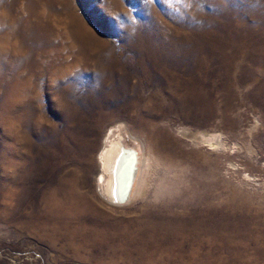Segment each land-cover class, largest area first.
Instances as JSON below:
<instances>
[{"label": "rangeland", "instance_id": "obj_1", "mask_svg": "<svg viewBox=\"0 0 264 264\" xmlns=\"http://www.w3.org/2000/svg\"><path fill=\"white\" fill-rule=\"evenodd\" d=\"M0 264H264V0H0Z\"/></svg>", "mask_w": 264, "mask_h": 264}, {"label": "bare ground", "instance_id": "obj_2", "mask_svg": "<svg viewBox=\"0 0 264 264\" xmlns=\"http://www.w3.org/2000/svg\"><path fill=\"white\" fill-rule=\"evenodd\" d=\"M111 137L103 141V146L98 152L101 168L98 192L105 201L116 205L129 198L138 171L139 156L135 149L124 146L119 138ZM207 140L211 147L218 146L221 142L220 135Z\"/></svg>", "mask_w": 264, "mask_h": 264}, {"label": "water", "instance_id": "obj_3", "mask_svg": "<svg viewBox=\"0 0 264 264\" xmlns=\"http://www.w3.org/2000/svg\"><path fill=\"white\" fill-rule=\"evenodd\" d=\"M120 139H121V138H120ZM121 140H122V139H121ZM133 178H134V176H133ZM133 178H132V180H133ZM129 188H130V186H129ZM124 199H125V198H124ZM124 199H123V200H124Z\"/></svg>", "mask_w": 264, "mask_h": 264}]
</instances>
